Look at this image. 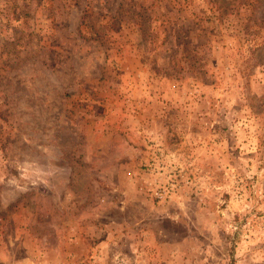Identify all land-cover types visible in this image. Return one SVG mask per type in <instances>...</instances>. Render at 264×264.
<instances>
[{
  "label": "rangeland",
  "instance_id": "rangeland-1",
  "mask_svg": "<svg viewBox=\"0 0 264 264\" xmlns=\"http://www.w3.org/2000/svg\"><path fill=\"white\" fill-rule=\"evenodd\" d=\"M0 264H264V0H0Z\"/></svg>",
  "mask_w": 264,
  "mask_h": 264
}]
</instances>
